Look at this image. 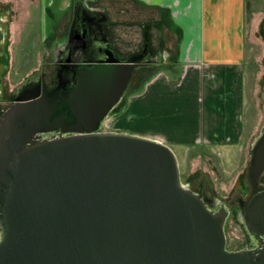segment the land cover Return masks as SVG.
<instances>
[{"label":"water","instance_id":"95a60500","mask_svg":"<svg viewBox=\"0 0 264 264\" xmlns=\"http://www.w3.org/2000/svg\"><path fill=\"white\" fill-rule=\"evenodd\" d=\"M84 1L61 51L80 56L55 63L69 88H37L0 113V264H264V124L239 215L253 247L229 251L228 209L181 183L169 146L102 131L148 62L149 36L121 58Z\"/></svg>","mask_w":264,"mask_h":264},{"label":"crops","instance_id":"0c3cea01","mask_svg":"<svg viewBox=\"0 0 264 264\" xmlns=\"http://www.w3.org/2000/svg\"><path fill=\"white\" fill-rule=\"evenodd\" d=\"M46 1L48 33L41 42L49 52L62 51L73 4L62 5L59 16L51 13L53 0ZM256 1L85 0V9L96 15L94 25L102 29V38L121 58L140 52L145 33L149 36L148 62L133 72L109 117L121 118L122 126L126 118H154L156 130L141 136L179 153L243 144L251 99L246 27L250 20L255 25L249 7ZM252 79L254 85L257 78Z\"/></svg>","mask_w":264,"mask_h":264},{"label":"rangeland","instance_id":"374dc122","mask_svg":"<svg viewBox=\"0 0 264 264\" xmlns=\"http://www.w3.org/2000/svg\"><path fill=\"white\" fill-rule=\"evenodd\" d=\"M74 1L53 0L51 13L62 15L64 10H61V6L71 3L74 8ZM256 2L248 6L255 25L250 20L246 27L249 63L247 83L251 88V99L247 102L249 111L246 115L250 116L245 118L247 125L243 134L244 143L225 146L219 150L196 147L183 153L169 146L178 160L181 183L194 191L202 190L207 198L231 209L225 226L226 248L231 251H238L251 242L239 219L236 206L239 205L238 200L244 198V193L249 197L255 193L249 177L250 152L264 124V0ZM45 6L47 7L46 0H0L1 25L4 33L8 34L6 48L3 47V52L5 49L8 53V60H5L7 54L1 56L4 67H7L4 75L0 66V98H4L3 100L11 98L17 88L36 77L43 70L44 64L45 67L50 66L51 52L41 42L48 33L49 18ZM254 77L257 79L253 85L251 80ZM252 90L255 97L252 96ZM120 120L121 118L115 116L106 118L103 131H124L141 136L151 135L156 130L154 118H126L123 126ZM258 188L264 189V172L258 179ZM250 247H253L252 243Z\"/></svg>","mask_w":264,"mask_h":264},{"label":"flooded vegetation","instance_id":"af4514ba","mask_svg":"<svg viewBox=\"0 0 264 264\" xmlns=\"http://www.w3.org/2000/svg\"><path fill=\"white\" fill-rule=\"evenodd\" d=\"M103 32H104V29H103ZM95 34L99 39L103 40L102 37L104 36V34L102 33V31L96 30ZM6 36L7 34L4 33V27L3 25H1V19H0V55H2L3 53V47H4L3 45H6V39H7ZM73 45L75 44L73 43ZM71 55L72 56L62 53L61 51H59V48H54L51 51V59L49 62V65H50L49 67H45V64H44L43 70L40 71L36 77L28 80L20 88H17L15 94L11 98L9 99L5 98L6 100H3L4 98L3 99L0 98V113H2L9 106H11L15 102L16 97H18L19 95L25 94V93L28 94V93L34 92L37 88L41 90L44 88L48 92H52V91L61 92V90H63L64 87L69 88L70 84L66 83L67 78L65 74L60 68H58L60 64H55V63L56 62L62 63L65 60L70 59V58L73 60H76L80 56L78 54L76 55L73 52V50H72ZM195 192L199 193L203 199H209L206 197V195L203 194L202 190H196ZM252 195H250L249 197L247 193H244V198L238 200L239 205L236 206L237 207L236 210H238L239 215L243 212L244 206L249 202ZM230 212H231V209H228V216H227V219L224 225V232H225V226H226L227 220L229 216L231 215ZM250 246H251V242L247 245L242 246L240 249L251 248Z\"/></svg>","mask_w":264,"mask_h":264},{"label":"trees","instance_id":"16d2710c","mask_svg":"<svg viewBox=\"0 0 264 264\" xmlns=\"http://www.w3.org/2000/svg\"><path fill=\"white\" fill-rule=\"evenodd\" d=\"M8 35V34H7ZM6 38H7V36H6ZM3 56H6V53H3ZM5 69H7V67H5Z\"/></svg>","mask_w":264,"mask_h":264}]
</instances>
